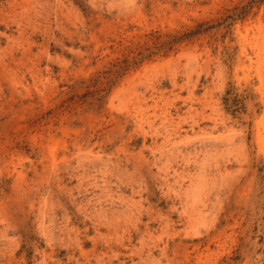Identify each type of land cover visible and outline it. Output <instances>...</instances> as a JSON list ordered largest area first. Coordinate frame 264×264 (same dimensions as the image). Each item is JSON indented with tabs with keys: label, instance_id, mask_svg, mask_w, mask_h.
Returning <instances> with one entry per match:
<instances>
[{
	"label": "rangeland",
	"instance_id": "obj_1",
	"mask_svg": "<svg viewBox=\"0 0 264 264\" xmlns=\"http://www.w3.org/2000/svg\"><path fill=\"white\" fill-rule=\"evenodd\" d=\"M244 1L0 0V264H262L264 5L63 104L122 39Z\"/></svg>",
	"mask_w": 264,
	"mask_h": 264
},
{
	"label": "trees",
	"instance_id": "obj_2",
	"mask_svg": "<svg viewBox=\"0 0 264 264\" xmlns=\"http://www.w3.org/2000/svg\"><path fill=\"white\" fill-rule=\"evenodd\" d=\"M262 5H264V0H245L232 9H226L225 16L214 23L202 21L185 32L163 34L160 31H152L139 36L137 43L133 42L135 36L132 40L122 39L117 42V49L121 52V56L117 57L106 71L98 73L87 81L82 80L70 86L71 96L64 100L63 104H86L100 111L117 82L130 71L138 69L145 61H150L154 57H167L171 52L177 54L181 45L212 34L214 30L225 29L228 33L237 21H243L254 9H259ZM79 89L83 90L82 94L77 93ZM232 95L228 91L224 99L228 106L231 102L233 104L239 102L238 96L232 97ZM261 241L264 246V239ZM242 247L243 245H240L234 255L224 258L221 264H241L244 261L241 255ZM262 252L264 254V249ZM262 264H264V259Z\"/></svg>",
	"mask_w": 264,
	"mask_h": 264
}]
</instances>
